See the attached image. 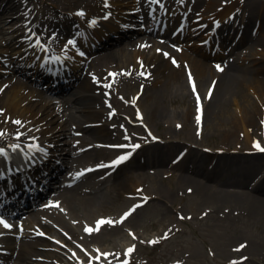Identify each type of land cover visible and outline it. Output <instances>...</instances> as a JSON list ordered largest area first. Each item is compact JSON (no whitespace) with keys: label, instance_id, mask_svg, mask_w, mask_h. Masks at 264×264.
<instances>
[{"label":"bare ground","instance_id":"bare-ground-1","mask_svg":"<svg viewBox=\"0 0 264 264\" xmlns=\"http://www.w3.org/2000/svg\"><path fill=\"white\" fill-rule=\"evenodd\" d=\"M161 1L157 8L160 13L158 11L157 15L161 14L162 10H167L163 33L167 34V29L174 20L180 19L178 27L182 30L177 33V37L156 41L148 38L155 30H147V35L139 38L135 46L125 43L120 48L91 57L90 52L99 41L105 39L107 32H120V28L134 19L130 13L131 9L135 12L137 4L150 8L151 1L50 0L43 16L59 23L61 31L50 35L51 37H47L45 32H40L28 41L17 42L22 46L20 57L24 62L33 64L36 69L57 75L67 74L70 68L78 70L90 59L93 66L87 67L86 75L78 89L63 97L45 99L42 102H34L37 95H31L27 91L29 85L23 81L6 80V85L0 83V132L4 133L0 136V146L9 150L8 153L3 152L6 161L0 160V178L10 179L17 174L16 171L21 169L23 163L25 168L31 170L34 161L30 162L26 151L33 150L31 146L34 144L40 149L36 152V157L41 162L35 164V167L42 165L51 177H48L46 185L44 184L46 193L54 191L50 199L41 202L44 194H40L38 188L39 195L34 196L31 201L28 199L23 206L18 205L22 208L16 206L14 210L18 209V213L29 211L25 218L37 219L36 224L41 231L54 232L73 246L80 243L92 248L93 243L98 248L102 247V256L98 259L90 254L85 256L91 264H107L104 261L106 258L108 264L141 263L140 259L137 260L132 255L145 240L143 235L138 233L139 228H146L142 210L149 206L151 196H145L147 201L122 223H118L125 212L128 213L134 207L125 205L121 201L122 196L129 193L138 197L141 189L150 191L164 210L159 222L169 220L161 236L154 240L155 243L172 237L176 221L174 212L181 208L178 200L188 195H194L198 210L213 215L217 220L235 222L238 217L248 215L258 219L264 229V173L254 183L257 174L255 175L249 166L252 161H246V164L237 153L224 155L221 151H216L211 155L207 151L200 152L192 143L169 140L186 132L193 137L192 131L195 128H201L202 132L208 127L223 134L219 142L222 149H255L261 152L255 147L251 134L255 133L259 124L264 128V72L260 70L262 65L256 66L258 60L256 51H253L264 43V0H178V4L184 9L172 15L168 14V8L170 13L176 10L177 7H172L175 0ZM30 3L31 0H8L6 7L13 10L14 14L18 13L16 17H20ZM62 7L69 8L72 15L58 16L54 13ZM146 11L149 13L148 9ZM199 11L211 15L212 24L218 28L216 33H219L221 28L227 33L225 38H222L224 42H219L218 45L221 44V48H225L230 57L227 56L221 62L210 61L212 53L206 48L198 45L184 48L183 45L174 43L187 36V28L190 34L194 35L199 29L206 27L203 18L198 14ZM143 13L137 11L139 18ZM23 18L28 19L26 15ZM77 20L78 25L74 27ZM256 29L257 36L254 35ZM71 30L74 32V41L69 44L62 38ZM234 33L240 34V38L234 45L226 46V38H231ZM41 38L44 43L48 39L54 51L52 54H48L39 45ZM80 46L86 52L80 50ZM239 46H242L241 49L236 51ZM69 56H76L77 63ZM173 60L176 63H173ZM218 65L222 71L218 70ZM112 73L117 75L113 76ZM132 88L136 89L130 91ZM47 89H52L51 83ZM30 92L33 93L31 90ZM41 93L43 96V92ZM181 97L183 101L186 100V109L180 112L170 111L166 101L171 99L175 103ZM232 100L238 102L235 113L230 115L227 106L231 105ZM108 105H113V108ZM197 117L200 118L199 121ZM125 118L163 126L166 129L164 135L168 140L163 141V135L160 133L157 135L160 139L150 133L130 137L133 142L142 144L136 155L142 153L147 157L130 159L129 154L134 150V146L133 143L124 142L126 137L122 130H128L126 122L117 123ZM17 120L21 123L16 124ZM81 130L99 139L106 137L104 142L109 138L123 142V147L119 146L114 156L117 158L120 153L127 152L126 160H130L128 163L124 160L116 168L107 167L111 170L109 175L105 173L107 168L82 173L91 159L97 157L98 152L106 155L111 151L96 145L87 150L78 145L72 146L61 153V169L63 167L65 171L62 174L53 166L57 157V143L62 137L66 139L69 134L81 138L83 143L86 137L77 132ZM240 134L244 135L245 142L238 140ZM184 144L186 154L171 164V152ZM13 145L19 147L14 149ZM82 146H85V143ZM260 146L264 147V143ZM47 156L51 160L47 159ZM187 157L188 162L184 163ZM234 165L238 166L237 175L233 173ZM127 167H132L136 172H124ZM225 169L231 174L229 178L221 176L224 175ZM169 175L176 177L172 184L165 182ZM43 180L44 178L39 182L42 184ZM23 181L24 183L18 184L12 182L9 186L12 191H7L10 194L5 198L1 195L0 200L3 198L4 205L11 200H20L22 194L26 193L29 180L24 178ZM48 187L51 189H47ZM7 208L6 205L0 207V210L6 211ZM101 219L112 220L114 223L103 225L99 231H85L86 224L95 225V229L96 222ZM15 224L16 221H12L11 228L3 229V235L0 237V264H8L14 259L18 264H33L38 259L48 257L50 260L51 253L47 254L42 249L40 241L16 238ZM27 229L26 234L31 235L33 230L28 227ZM132 240L136 242L134 247L130 245ZM106 244H110L111 248L105 247ZM193 247L190 252L182 254H175V251H179V248H176L172 256L165 255L160 264H169L171 260L176 261V264H185L191 254L198 252V248ZM129 248L134 250L129 253ZM77 249L80 250V247ZM220 252L224 256L233 255L232 264H242L235 254L242 252L245 259H249L247 256L251 254L264 256V238L259 240L251 235L238 233ZM53 256L58 262L66 264L62 262L64 259L61 254L54 253ZM122 257L127 259L117 263L116 259ZM68 259L74 260L75 257L69 256Z\"/></svg>","mask_w":264,"mask_h":264},{"label":"rangeland","instance_id":"rangeland-1","mask_svg":"<svg viewBox=\"0 0 264 264\" xmlns=\"http://www.w3.org/2000/svg\"><path fill=\"white\" fill-rule=\"evenodd\" d=\"M49 1L50 0H31L29 6L23 10L24 13H22L20 17H16L18 13L14 14L13 10L7 9L6 7L8 4V0H0V83L6 85V80H19L25 82L29 85V90L27 91L31 95H37V98L34 99V102H42L45 99L50 100L52 98H60V96L63 97L65 95H68L70 92L75 91L76 89H78V86L82 83V80L86 75L87 67L93 66V61H91L90 59L89 61L82 64L81 68L78 70H73V68H70L67 71V74L57 75L48 72L46 73L45 70L43 71L40 69H36L33 64H28L24 62V60L20 57V54L22 52V46L19 43L29 40L32 35L38 34L40 32H45L47 34V37H49L50 35L61 31L62 28L59 23L54 22V20L51 19H45L43 16V11ZM172 7L173 9L177 7L175 10L176 12L178 10L183 11L184 9L178 4V0L172 2ZM261 7L263 6L261 5ZM134 9L137 11L141 10L142 13L143 9H145V13H143L141 18H139L137 11L134 12L133 9H131L130 13L131 15H133L132 17H134V19L130 20L127 24H125L123 28H120V32H107L106 36L104 37L105 39L99 41L90 52L91 57L98 56L112 49L120 48L125 45V43H132V45L134 44L133 46H135L139 38H142L144 35H147V30L153 29V25H155V22L153 20L154 15L153 13H149L148 15L146 10L149 8H146L145 5L142 6L140 4H137V8ZM31 11L33 12L31 13ZM54 13H56L58 16L72 15V11L69 8L65 7L57 9V11H55ZM198 14H200V18H203L206 27L199 29L198 32L194 35L190 34V30L188 28L187 36L181 38L180 42L174 41V43L183 45L184 48H192L195 47V45L206 48L209 52L212 53V57L209 59L210 61L216 63L221 62L224 58H227L228 51H225V48L222 49L221 44H218L219 42H224L222 41V38H225L227 33L225 31H222L223 28L219 30V33H216L218 28H216L214 24H212L211 15L208 12L199 11ZM24 15L27 16V20L23 18ZM136 15H138V17H136ZM256 19L260 20V18ZM178 23H180V19H175L173 24L169 28L170 34L168 36H171V34L174 35L173 30L178 25ZM75 25H78V20L75 21L74 27ZM74 27L72 26V30L74 29ZM72 30L67 31L63 35L62 39L66 43L71 44L74 41V32ZM257 30L258 29L255 30V36H257L258 34L256 33ZM217 34H219V37L217 36ZM239 35L234 33L231 38H226V40H228L226 46L234 45L238 41L237 39L240 38ZM148 38L154 39L156 41L159 39H164L160 34H150V37ZM47 42L49 43L48 45H46L47 49L48 51H51L52 45L50 44L48 39ZM250 42H247V44H249ZM241 47L242 46H239L235 50L237 51L241 49ZM80 50L86 52V50H84L82 46H80ZM253 51H256L255 55L257 56L256 59L258 60L256 66L259 67L262 65L260 70L264 72V43L262 44V46L255 47ZM214 55H218V57H215ZM71 59L73 61H76L77 63L76 56H73ZM262 75L264 76V73ZM138 77L143 76L138 75ZM130 78L133 79L132 77ZM52 80H54L55 82L53 83ZM50 83L52 84V89H47ZM135 89L136 88H132L130 91H133ZM30 90L33 91V93L30 92ZM41 92H43V96ZM182 98L183 97L177 99L175 103L171 99H168L166 101L167 108L173 112H180L182 110H185L186 105L184 104H186V100L183 101ZM119 100L122 101V99ZM237 102L232 100L231 105L227 106L228 113L230 115L235 113ZM124 122H126L125 119L118 120L117 123L123 124ZM138 122L140 121H127L128 130H122V134L126 137L125 140L133 142L130 137L138 136V134H140V130H136L137 127L151 129L155 136L160 133L163 135V137L161 138L163 141L168 140L164 135V130L166 129L163 126L158 125L156 123L151 125L144 123V125L139 124V126L136 124ZM69 124H71V122ZM77 132L86 137V140L83 142L85 143V146H82L83 143L81 142V138L73 137L72 134H69L66 139L62 137L61 141L59 140L57 143V157L54 160L53 166L54 169H59L58 171H60L62 174H64L65 171L63 167L61 169L62 163L60 156L61 153L67 148H71L72 146L74 147L78 145L81 149L87 150L89 147L96 145L98 147H106L107 149H109L108 151H111V145L114 143L113 140H116L114 138H109L107 142H104L103 140L106 137H101V139H99V137L92 136L83 130ZM192 133L193 137H191L190 134L186 132L184 134H177L169 140L183 141L184 143H192L195 145V148H197L200 152L207 151V153H211V155H213L216 151H221L224 155L226 153L232 152L237 153L240 157H242L245 163L246 161H252L249 166L253 170L255 175L257 174L253 180L254 183L257 182L258 179L263 175L264 152H258L255 149H222L219 142L223 134L221 135L219 131H214V129L208 127L204 128L202 132L201 128H195ZM251 137L255 144L259 143V145H262L264 143V128L261 124L256 127L255 133L253 135L251 134ZM157 138H159V136H157ZM238 140H242V142H245L244 135L240 134ZM184 146L185 144L183 146H179L177 149H174V151L171 152V155L169 156L171 164L176 160L177 157L175 156L177 153L182 152L186 154V152L184 151ZM113 154L114 153H112V151L110 154L106 155L101 152H98L96 154L97 157L92 158L88 167L82 172L88 171L91 168H97L101 166L102 163H104L106 160H109L110 157L113 156ZM142 157L144 159L147 158L146 155L144 156L142 153H139L137 154L134 160L140 159ZM187 162L188 157L184 163ZM246 164H244L245 167ZM233 168L234 175H237L238 166L234 165ZM133 171L136 172V170H133L132 167H127V169L124 170V172L128 174H132ZM175 172L178 173V171ZM221 176L223 178H229L231 174L228 169H225L224 175ZM175 179V176L169 175L165 182L166 184H172ZM41 188L42 191L40 194H44L40 199L41 202L50 199V196L52 194L54 195L53 190L50 191V193H46L45 185L41 186ZM47 189H51V187H48ZM149 195L151 196L149 197V206L142 210L144 216L143 223L145 222L146 228H139L138 233L142 234L145 240L142 241V244L140 245L139 249L132 255L135 256L137 260L140 259L141 263L128 262V264H160V261L164 258V256L167 255L171 257L173 252L177 250L176 248H179V251H175V254H182L190 252L192 249H194L193 246L198 248V252L196 254H191V256L186 259L185 264H232L234 262V259L232 258L233 255L224 256L220 252V250L226 244H230V240L234 235H237L238 233H243L251 235L255 238H259V240H262V238H264L263 225L258 219L254 217L250 218V216L248 215H242L238 217L235 222L217 220V218L213 215L206 214L198 210L194 195H188L187 197L180 198L178 200V204L181 206V208L175 210L174 212V216H176V221L174 222L175 232L172 237L163 240V242L152 243V241L158 240L156 238L161 236L163 229L169 223V220L159 222V219L161 218L164 212V210L161 208V205L156 202L150 191L146 192L144 189H141L140 196L138 197L129 195V193H125V195L122 196L121 201L125 205L133 207L139 202H141V199L147 200L148 198L144 197ZM28 213L29 211H21L18 213V215L13 218V220H16V224L14 226L15 230L17 231L16 238L20 240H38L42 243V249L47 254L51 253L49 254V256H51L50 260L48 259L49 257L46 259L41 258L37 261H34L33 264H62L61 261L58 262L54 259V253L61 254L62 258L64 259V261L62 262L66 264H91V261L86 260L87 258H85L87 254L92 255V257L98 258L102 256V247L98 248L93 243L92 248L84 246L80 243H77V245L73 246V244L71 243L64 242V240L58 237L57 234L54 232L41 231L36 224L37 219H35L34 217L32 219L25 218ZM10 224L11 223L9 222V225ZM2 227H4L3 224H0V231ZM27 227L33 230L31 231V235L26 234L28 232ZM2 233L3 232H0V237ZM40 233H43V235H40ZM131 237L133 238V235ZM57 241H59V243H57ZM133 241L134 240L130 242L131 247H134L136 245V242L134 243ZM78 246L80 247L81 251H78ZM73 247H75L76 249H73ZM105 247L111 248V245L106 244ZM0 250L2 249L0 248ZM74 254L77 255V257L74 260L68 262V256H73ZM126 257L116 259V262L121 263L127 259ZM235 257L238 259L240 258L239 262H241L242 264H264V256L261 255L251 254L247 256V258L249 259H245L243 253L240 252L236 253ZM14 260L8 264H18ZM104 261L107 264L109 263L107 258L104 259ZM171 261L169 264L177 263L176 261Z\"/></svg>","mask_w":264,"mask_h":264},{"label":"snow or ice","instance_id":"snow-or-ice-1","mask_svg":"<svg viewBox=\"0 0 264 264\" xmlns=\"http://www.w3.org/2000/svg\"><path fill=\"white\" fill-rule=\"evenodd\" d=\"M154 2L158 3L159 0H154ZM80 14L83 15V13H80ZM70 43H71V42H70ZM81 55H83V53H81ZM165 55L167 56L168 54L165 53ZM173 63H176L175 60H173ZM217 68H218V70H221V71H222V69L219 68V65L217 66ZM111 75L115 76V75H117V74H116V73H112ZM109 86H110V85H109ZM193 90L195 91V85H193ZM209 95H210V94H209ZM197 100L199 101V97H197ZM199 119H200V118L197 117V120H198V121H199ZM15 123H16V124H20L21 122L17 120V121H15ZM2 135H4V133L0 132V136H2ZM17 147H19V145H13V148H14V149L17 148ZM120 147H123V146H120ZM135 147H139V145H135ZM255 147H256L259 151L264 152V147H261V146L259 145V143H256V144H255ZM3 154H4V153H3V150L0 149V155H3ZM127 158H128L127 156H121V157H119L116 161L113 162V165H118V164L122 163L124 160H126ZM140 206H141V205H139V204H138V205H135V206L133 207V209H131L128 213H125L124 217H122L121 221H119L118 223H122L124 219H127V217L130 216V215L132 214V212H134L135 209L138 208V207H140ZM113 223H114V222H113L112 220H104V219H101L100 221L97 222V227H96L95 229L86 228L85 231H87V232H89V233H91V232H93V231H99V230H100V226L105 225V224L112 225ZM0 224H3V226H4L5 228H11V225H9V224H8L6 221H4L3 219H0ZM40 235H43V233H40ZM155 242H156V241H152V243H155ZM57 243H59V241H57ZM242 247H243V246H242ZM133 250H134V248H129V249H128V252L131 253ZM104 255H107V254H104ZM97 259H98V257H97Z\"/></svg>","mask_w":264,"mask_h":264}]
</instances>
